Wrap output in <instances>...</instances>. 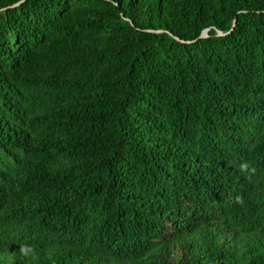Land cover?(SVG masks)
Segmentation results:
<instances>
[{
  "label": "trees",
  "instance_id": "16d2710c",
  "mask_svg": "<svg viewBox=\"0 0 264 264\" xmlns=\"http://www.w3.org/2000/svg\"><path fill=\"white\" fill-rule=\"evenodd\" d=\"M0 264H264V0H0Z\"/></svg>",
  "mask_w": 264,
  "mask_h": 264
},
{
  "label": "water",
  "instance_id": "95a60500",
  "mask_svg": "<svg viewBox=\"0 0 264 264\" xmlns=\"http://www.w3.org/2000/svg\"><path fill=\"white\" fill-rule=\"evenodd\" d=\"M18 4H20V3H18ZM18 4H16V5H18ZM16 5H15V6H16ZM235 25H236V21H234V25H233V27H235ZM218 35L222 36V35H224V34H222L220 31H218ZM202 37H206V32L203 33Z\"/></svg>",
  "mask_w": 264,
  "mask_h": 264
}]
</instances>
